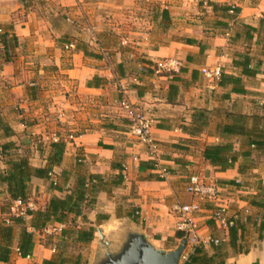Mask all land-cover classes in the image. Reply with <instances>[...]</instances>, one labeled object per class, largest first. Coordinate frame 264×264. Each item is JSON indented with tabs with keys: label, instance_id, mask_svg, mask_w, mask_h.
<instances>
[{
	"label": "crops",
	"instance_id": "0c3cea01",
	"mask_svg": "<svg viewBox=\"0 0 264 264\" xmlns=\"http://www.w3.org/2000/svg\"><path fill=\"white\" fill-rule=\"evenodd\" d=\"M263 11L264 0H0V174L27 163L34 212L85 184L79 213L48 225L61 231L35 230L31 216L6 224L10 254L0 264H89L104 249L99 234L112 241L125 230L173 250V206L193 201L184 191L192 174L216 182L240 216L232 242L196 215L193 264H264ZM122 101L148 122L165 180ZM213 147L221 161L205 159ZM10 202L0 185V223Z\"/></svg>",
	"mask_w": 264,
	"mask_h": 264
},
{
	"label": "built area",
	"instance_id": "2783aa9c",
	"mask_svg": "<svg viewBox=\"0 0 264 264\" xmlns=\"http://www.w3.org/2000/svg\"><path fill=\"white\" fill-rule=\"evenodd\" d=\"M264 15V11H263ZM264 17V16H263ZM4 36V30L0 25V38ZM2 47L0 46V53ZM176 67L177 64L171 61H164L161 65L162 69H171ZM215 76H219V71H216ZM122 109L126 115L130 117L132 125L131 132L137 138V140L143 143L147 148L148 157L153 162V169L158 172L160 179L165 180L168 171L161 164L158 157L159 146L150 137L149 124L145 121L126 101L121 103ZM4 157V152L0 146V160ZM51 173L48 177H51ZM185 193L189 195L193 201L189 204L176 203L173 206V211L176 213L178 222L176 224V232H181L183 238L187 240V246L181 255L179 264H190L191 257L195 254L196 249L199 248L201 241L198 236V229L195 221V217L198 213L205 212L209 220L212 221L215 226L224 231H229L235 228L237 222L240 221V216L237 213L230 211L228 205L222 203L219 200V188L216 182L208 183L206 180L199 175H189L186 178ZM211 206L212 208H208ZM33 203L27 200H14L11 201L6 215L2 221L4 224H9L10 219L13 218H27L29 213L33 212ZM48 226L46 229L47 233L57 232L62 230V226ZM182 238V239H183ZM210 242L214 246L220 244V240L211 239Z\"/></svg>",
	"mask_w": 264,
	"mask_h": 264
},
{
	"label": "trees",
	"instance_id": "16d2710c",
	"mask_svg": "<svg viewBox=\"0 0 264 264\" xmlns=\"http://www.w3.org/2000/svg\"><path fill=\"white\" fill-rule=\"evenodd\" d=\"M51 147L53 149H57L59 151V156L52 159V164L59 163L61 160V155L63 151V145L61 143L52 144ZM3 149V148H2ZM4 155L5 151L3 149ZM209 152L213 153L209 155ZM220 150L216 147L208 148L205 151V159L209 160L212 163L216 161H221L219 158ZM29 168L27 163L23 160L18 163H14L11 170L0 174V185L7 186V192L10 198V201L14 200H27V192H26V182L29 181L31 174H29ZM37 176H42L39 171L36 172ZM91 181V180H90ZM85 184L80 181L78 186L74 192V194L67 196L64 199L53 198L50 200L45 209L31 212L28 215L32 217L31 226L35 230H42L50 223L62 224L64 222V218L68 214H78L79 213V205L83 201V188ZM9 206V205H8ZM8 210V207H7ZM6 210V213H7ZM5 213V214H6ZM10 223L13 224H22L23 220L21 218H13L10 219ZM235 229H230L231 241L233 242L235 236ZM89 234V233H88ZM11 236H12V226H7L4 223H0V261L6 262L8 260L10 254L11 247ZM31 235L24 231L21 235L20 244L18 245V250L22 257L26 256V251L31 243ZM175 237L179 240L183 238V234L181 232H176ZM86 243H90L92 240V234L87 235V238L83 239ZM197 249L195 251V254ZM194 254V255H195ZM194 256L191 257L190 264H193ZM79 264V261L77 262Z\"/></svg>",
	"mask_w": 264,
	"mask_h": 264
},
{
	"label": "water",
	"instance_id": "95a60500",
	"mask_svg": "<svg viewBox=\"0 0 264 264\" xmlns=\"http://www.w3.org/2000/svg\"><path fill=\"white\" fill-rule=\"evenodd\" d=\"M99 238L104 249L93 254L89 264H179L187 246V240L183 238L176 242L173 250L165 251L154 246L137 230H125L112 241L105 240L101 234Z\"/></svg>",
	"mask_w": 264,
	"mask_h": 264
},
{
	"label": "rangeland",
	"instance_id": "374dc122",
	"mask_svg": "<svg viewBox=\"0 0 264 264\" xmlns=\"http://www.w3.org/2000/svg\"><path fill=\"white\" fill-rule=\"evenodd\" d=\"M200 1V0H199ZM158 2V1H157ZM155 4V3H153ZM159 6L161 5L160 2H158ZM152 5V4H151ZM153 6V5H152ZM158 6V5H157ZM158 6V7H159ZM136 8L141 10V12H146L145 10L147 9V4L144 2V1H140V2H137L136 4ZM110 18H112V16H110ZM129 17H127L126 19L128 20ZM133 18H137V21H139L140 19H145L144 16H140V15H137V16H133ZM133 18H131V21L133 20ZM141 24V26L143 27V29L146 27L145 25H143L142 23H139ZM147 28V27H146ZM7 210V208H6Z\"/></svg>",
	"mask_w": 264,
	"mask_h": 264
}]
</instances>
